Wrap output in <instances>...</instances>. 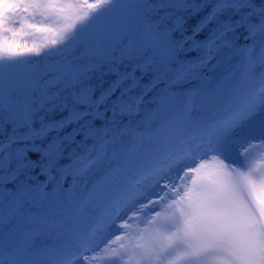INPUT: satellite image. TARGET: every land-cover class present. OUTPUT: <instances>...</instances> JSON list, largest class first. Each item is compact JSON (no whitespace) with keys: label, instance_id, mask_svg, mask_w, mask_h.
<instances>
[{"label":"snow or ice","instance_id":"snow-or-ice-1","mask_svg":"<svg viewBox=\"0 0 264 264\" xmlns=\"http://www.w3.org/2000/svg\"><path fill=\"white\" fill-rule=\"evenodd\" d=\"M0 264H264V0H0Z\"/></svg>","mask_w":264,"mask_h":264},{"label":"rangeland","instance_id":"rangeland-1","mask_svg":"<svg viewBox=\"0 0 264 264\" xmlns=\"http://www.w3.org/2000/svg\"><path fill=\"white\" fill-rule=\"evenodd\" d=\"M26 38L31 39L32 41H35L37 43H39L41 39V38L37 39L35 36H27Z\"/></svg>","mask_w":264,"mask_h":264},{"label":"trees","instance_id":"trees-1","mask_svg":"<svg viewBox=\"0 0 264 264\" xmlns=\"http://www.w3.org/2000/svg\"><path fill=\"white\" fill-rule=\"evenodd\" d=\"M38 36H39V35H38ZM24 41L28 44L29 47L32 45V42L27 41V40H24Z\"/></svg>","mask_w":264,"mask_h":264}]
</instances>
